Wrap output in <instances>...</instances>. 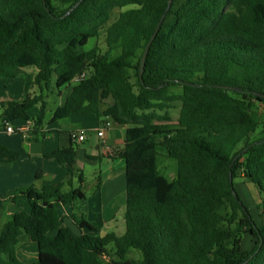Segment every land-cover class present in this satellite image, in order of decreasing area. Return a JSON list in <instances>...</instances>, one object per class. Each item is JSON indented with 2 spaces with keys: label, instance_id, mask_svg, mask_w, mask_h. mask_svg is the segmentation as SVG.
Returning a JSON list of instances; mask_svg holds the SVG:
<instances>
[{
  "label": "trees",
  "instance_id": "1",
  "mask_svg": "<svg viewBox=\"0 0 264 264\" xmlns=\"http://www.w3.org/2000/svg\"><path fill=\"white\" fill-rule=\"evenodd\" d=\"M104 29L107 51L84 52ZM21 75L24 99L1 107L14 121L33 120L36 133L54 79L60 92L74 86L52 124L81 114L125 128L114 152L125 162V233L76 215L82 235L65 227L58 209L83 198L86 182L73 142L45 155L67 169L65 182L10 194L30 210L0 230V264H264V136L252 139L264 125L255 115L264 108V0H0V79ZM162 153L177 163L169 173L158 170ZM20 157L0 145V166ZM238 178L255 191L260 223ZM23 235L37 245L34 262L18 256Z\"/></svg>",
  "mask_w": 264,
  "mask_h": 264
},
{
  "label": "crops",
  "instance_id": "2",
  "mask_svg": "<svg viewBox=\"0 0 264 264\" xmlns=\"http://www.w3.org/2000/svg\"><path fill=\"white\" fill-rule=\"evenodd\" d=\"M21 76L24 79L17 85L16 98H0V108L3 112L5 109L1 107L2 103L24 99L25 76ZM71 92L72 87L67 93L61 90L57 108L65 103ZM57 108L53 111L49 123L46 125L45 122L39 132L33 131V135L29 139H24L19 131L7 132V124L19 130L26 125V121H14L11 116L0 115V145L21 154L20 159L12 167L0 166V216L6 211V216L11 220L13 215L30 210L28 203L23 199L13 202L10 199L11 193L25 187L36 186L40 189L46 185L65 182L68 175L67 169L56 160L45 159V155L69 148L74 142L72 135H80L81 132H84L86 134L85 141L77 143L76 168L82 171L81 167L84 164L81 162V158L83 159V157L100 166L99 174L94 177L96 190L92 196H88L84 190L83 198L70 206H60L59 215L62 218H70L71 215H76L78 218L89 222L101 219L105 223L107 233L118 234L117 232L121 229L120 233L122 234L125 227L124 221L117 220L116 224L113 225L114 219L111 217L117 216L126 207L124 199L119 204L121 205L120 210L114 206L116 195L124 196L126 194L125 162L114 158V152L124 146L125 128L116 127L112 124L111 128L106 129L104 137L100 138L97 133L103 127L102 120L95 116L81 114L72 115L70 118L64 119L65 121L60 120L52 124L51 120ZM37 115L38 112L35 116ZM85 143L89 144L91 148H80ZM105 147H109V151ZM88 156L101 157L102 159L95 161L89 159ZM32 243L34 242L27 235L20 238L17 248L18 256L26 263L37 260L38 249L36 252ZM22 245L24 248L21 249Z\"/></svg>",
  "mask_w": 264,
  "mask_h": 264
},
{
  "label": "rangeland",
  "instance_id": "3",
  "mask_svg": "<svg viewBox=\"0 0 264 264\" xmlns=\"http://www.w3.org/2000/svg\"><path fill=\"white\" fill-rule=\"evenodd\" d=\"M129 8H125V9H116L113 12V16L112 19L110 21V23L108 24V26L115 20L117 19V17L124 11L128 10ZM105 33L106 30H102V32H100V36L98 39H92L90 40V42L88 43V45L86 47L83 48L84 52H87L91 49H93L95 46L99 47L101 49L102 52H106L107 51V47H106V43H105ZM31 70H33L32 68H28L26 72H30ZM24 77L21 76L18 79L15 80H5V79H0V98L1 97H6V98H16V91H17V85L18 83H21L23 81ZM74 86V83L71 84V86H69L68 88H64L62 89L63 92L67 93L68 91H70V87ZM37 92L39 91L38 89L36 90ZM173 91V90H172ZM176 94H179L181 91L180 89H175L173 91ZM13 94V95H12ZM44 94L47 97V100L49 102V109H48V113H47V117H46V125L49 123L50 119H51V115L53 113V111L57 108V106L59 105L60 102V91L55 87V79L53 81V85L51 87L50 90L44 89ZM14 96V97H13ZM19 100V99H17ZM2 108H0V115L3 116L4 112L1 110ZM181 109V103L180 102H175L174 103V108L171 110V116L173 119V122H177V119L179 117V112ZM38 112V109L35 108L30 112V116H35ZM255 115L257 117V119L261 122V125L264 124V108L260 107L258 109H256L255 111ZM65 121V120H64ZM14 123V122H13ZM85 130V129H84ZM264 136V125H262L260 127V129L258 130V133H256L252 139H256L259 137H263ZM80 148L82 149H87V148H91V146L87 143H85L84 145H81ZM81 162L84 164L83 167H81L84 176L86 178V182L84 185V190L86 191V194L88 196H92L96 190V182H95V175H98L100 172V166L97 165V163H91L88 160H86L84 157L83 159L81 158ZM177 167V163L174 160H170L167 159L165 157V154L163 155V153L161 154V157H159V161H158V170L163 174L164 173H169L171 171L174 170V168ZM165 176L167 177L168 174H165ZM169 178V177H167ZM171 178H173V175H171ZM236 184V188L240 194V196L242 197V199L244 200V202L249 205L252 209V213H253V217L255 218V220L260 223L259 220V214L258 212L255 211L254 209V202L257 200L255 197V191L253 189V187L251 185H244V180L241 178L236 179L235 181ZM116 199L114 201V206H117V209L120 210L121 205L120 202L123 201V199L126 202V194L124 196L117 194L116 195ZM125 210L126 207L123 209V211H120L119 214H117V216L113 215L114 217H111L114 219L113 221V225L116 224L117 220H123L124 221V214H125ZM6 211L4 212L3 215L0 216V229L2 228V226L10 220V218H8L6 216ZM123 216V217H121ZM123 218V219H122ZM121 229H119V231L117 232L119 235H123L125 233V227H124V231L121 234ZM34 250L37 252V245L35 243H32ZM255 246V242L254 240H251L250 238L248 239L247 237L244 239L243 242V248L245 250H252ZM24 248V245L21 246V249ZM111 248V247H110ZM21 257V255H20ZM28 259V258H27Z\"/></svg>",
  "mask_w": 264,
  "mask_h": 264
},
{
  "label": "built area",
  "instance_id": "4",
  "mask_svg": "<svg viewBox=\"0 0 264 264\" xmlns=\"http://www.w3.org/2000/svg\"><path fill=\"white\" fill-rule=\"evenodd\" d=\"M111 127H112V123L108 119H106V121L103 124V127L97 133L98 137L103 138L106 129H109ZM34 130H35V123H34L33 120L26 121V125L24 127L20 128L19 130H17L12 125L7 124V132L8 133H13L14 131H19L24 139L31 138L32 135H33V131ZM72 139L76 143H82L86 139V134L84 132H81L80 135L79 134L78 135H73ZM105 149L107 151H109L110 148L109 147H105Z\"/></svg>",
  "mask_w": 264,
  "mask_h": 264
},
{
  "label": "water",
  "instance_id": "5",
  "mask_svg": "<svg viewBox=\"0 0 264 264\" xmlns=\"http://www.w3.org/2000/svg\"><path fill=\"white\" fill-rule=\"evenodd\" d=\"M164 19H165V16H163V18L161 19V21L158 24L154 34L152 35L150 41L148 42V44H147V46L145 48V51H144V54H143V57H142V60H141V67H140V78L141 79H142V76H143V73H144L146 59H147V55L149 53L150 47L152 46L153 42L155 41L156 37L158 36V34H159L160 30H161V27H162ZM171 175H173V180H174V174H171ZM231 179H232V177H231ZM64 225H65V227L69 228L77 236H81L82 233H83L82 229H80L73 222V220L71 218H65ZM103 236H105V233L103 234Z\"/></svg>",
  "mask_w": 264,
  "mask_h": 264
}]
</instances>
